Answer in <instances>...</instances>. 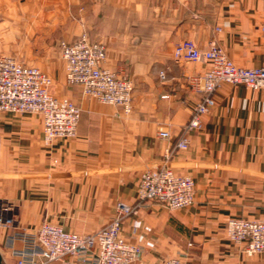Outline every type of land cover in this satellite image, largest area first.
<instances>
[{"label":"crops","instance_id":"0c3cea01","mask_svg":"<svg viewBox=\"0 0 264 264\" xmlns=\"http://www.w3.org/2000/svg\"><path fill=\"white\" fill-rule=\"evenodd\" d=\"M263 5L264 0H0V54L30 53L27 61L52 78V93L81 109L76 137L50 146L43 142L39 115L0 112V214L12 218L0 225L1 264H17L10 237L43 222L82 235L106 227L118 202L137 205L141 173L164 166L193 177L195 201L175 211L148 202L123 220V237L142 249L134 264L173 257L193 264H264V255L247 256L226 233L229 218L264 220V88L224 83L202 127L189 134L188 149L165 158L201 98L188 78L210 66L176 61L175 46L191 40L207 50L215 42L237 66L262 67ZM82 34L103 43L104 66L134 84L131 114L67 84L61 42ZM160 130L170 132V141L160 138ZM13 247L22 242L16 239Z\"/></svg>","mask_w":264,"mask_h":264},{"label":"built area","instance_id":"2783aa9c","mask_svg":"<svg viewBox=\"0 0 264 264\" xmlns=\"http://www.w3.org/2000/svg\"><path fill=\"white\" fill-rule=\"evenodd\" d=\"M264 9V5H263ZM264 31V27H263ZM68 85L79 86L84 96L109 104L129 115L133 111L134 84L120 73L106 68L107 49L87 34L75 42H61ZM176 61L208 62L209 68L188 78L189 88L201 96L192 110L189 123L173 147H167L165 158L189 147V134L202 127V118L215 105L214 93L224 83L243 84L252 90L264 88V66H237L226 52L212 42L207 50L191 40L178 43L173 50ZM162 79L164 73L160 74ZM52 78L37 67L21 64L15 57L0 55V112L39 115L43 121V142L50 146L58 139L77 135L80 107L69 99L52 93ZM160 138L170 141L171 134L160 130ZM195 201L192 176L180 174L164 166L146 169L140 175L138 203L128 207L117 203V213L109 225L99 231L82 235L63 227L43 222L34 231L24 230L10 237L12 255L17 264H134L142 254L141 246L128 242L122 235L123 220L137 213V208L156 202L175 211L190 207ZM12 223L11 217L0 214V225ZM228 238L242 248L247 256L264 255V220L230 218L226 223ZM22 242L14 248V242ZM161 264H193L185 257L165 259Z\"/></svg>","mask_w":264,"mask_h":264},{"label":"rangeland","instance_id":"374dc122","mask_svg":"<svg viewBox=\"0 0 264 264\" xmlns=\"http://www.w3.org/2000/svg\"><path fill=\"white\" fill-rule=\"evenodd\" d=\"M263 27H264V23H263V25L261 26V31L262 32H264L263 31ZM29 55L28 56H26L25 54H23L22 56L23 57H25V59L23 58V57H21V55L20 56H16V55H13V57H15L21 64H23V65H27V66H32L28 61H27V59H26V57H31V54L30 53H28ZM1 55V54H0ZM12 56V55H11ZM60 58L62 59V56H61V53H60ZM31 59V58H30ZM67 85V84H66ZM57 97H60V98H63V99H69V100H71V101H73L72 99H70V98H67V97H64V96H59V95H56ZM74 102V101H73ZM75 103V102H74ZM230 219V218H229ZM245 219H247V218H245ZM251 220V219H250Z\"/></svg>","mask_w":264,"mask_h":264},{"label":"water","instance_id":"95a60500","mask_svg":"<svg viewBox=\"0 0 264 264\" xmlns=\"http://www.w3.org/2000/svg\"><path fill=\"white\" fill-rule=\"evenodd\" d=\"M1 261H2V258H1V255H0V264H1Z\"/></svg>","mask_w":264,"mask_h":264}]
</instances>
